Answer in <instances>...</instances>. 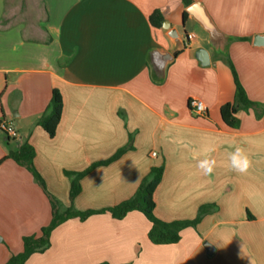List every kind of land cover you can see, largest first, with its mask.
<instances>
[{"label":"crops","instance_id":"obj_1","mask_svg":"<svg viewBox=\"0 0 264 264\" xmlns=\"http://www.w3.org/2000/svg\"><path fill=\"white\" fill-rule=\"evenodd\" d=\"M27 1L23 14L22 0L17 6L0 0V122L17 132L10 139L0 131V161L27 142L47 191L66 208L70 183L64 171L108 159L131 134L132 150L81 180L75 210L104 211L130 199L150 169L162 164L154 192L158 219L192 220L202 205L217 210L182 230L172 245L149 241L151 224L139 211L120 220L108 212L71 219L51 233L44 253L25 264H264V114L239 112L236 129L220 116L235 93L226 58L247 97L264 106V48L252 44L254 36H264V0H192L229 38L223 53L191 17L182 20L181 0ZM154 11L168 30L151 26ZM199 49L208 53L206 66L196 58ZM153 50L178 53L160 82L151 75ZM53 89L63 107L50 138L38 120ZM191 98L206 106L204 116L189 109ZM235 146L253 162L245 174L230 168ZM205 155L216 161L210 176L197 167ZM50 220L48 199L32 175L3 160L0 264L21 253L22 238L39 235Z\"/></svg>","mask_w":264,"mask_h":264},{"label":"trees","instance_id":"obj_2","mask_svg":"<svg viewBox=\"0 0 264 264\" xmlns=\"http://www.w3.org/2000/svg\"><path fill=\"white\" fill-rule=\"evenodd\" d=\"M183 6L186 8L193 1L181 0ZM187 13H182V20L185 21ZM149 22L153 28H161L164 19L159 11H154L149 16ZM249 41V39H242ZM177 52L174 56H177ZM229 65L235 84L234 99L231 103H227L220 107V116L223 123L232 129H236L240 125V120L237 117L239 112L252 110L256 118L262 117L264 114V106L251 101L240 84L237 74L229 61L225 59ZM62 96L58 90L53 89L49 104L38 120V126L50 137L53 138L56 128L60 122L62 114ZM133 136L129 135L128 144L119 148L108 159L92 163L85 170L80 172L64 171V175L69 179V202L70 205L62 208L61 203L52 196L46 189L45 182L40 176L34 165L35 152L31 145L27 142L23 143L17 150L9 151L8 155L0 161L10 159L17 165L25 168L34 178L35 182L46 195L51 208V220L49 224L40 229L39 235L25 236L22 238L23 250L17 255H11L6 264H25L30 256L33 254L44 253L50 247L51 233L64 222L71 219H78L80 221L86 220L88 217L101 212H108L114 219L120 220L124 218L129 212L139 211L150 222L151 227L148 232V239L153 245H172L180 241V233L182 230L193 227L195 228L201 219L217 210L215 205H202L198 208L196 217L192 220H176L172 222H165L155 216V202L154 192L160 184L164 172L163 164L159 167H152L146 177L141 181L135 194L128 200L120 204L108 208L104 211H77L73 207L75 198L81 193V180L98 167L108 166L117 159H119L125 152L132 150ZM8 141V140H7ZM106 264V263H103Z\"/></svg>","mask_w":264,"mask_h":264},{"label":"water","instance_id":"obj_3","mask_svg":"<svg viewBox=\"0 0 264 264\" xmlns=\"http://www.w3.org/2000/svg\"><path fill=\"white\" fill-rule=\"evenodd\" d=\"M185 12L207 33L211 47L217 50V52L223 53L227 48L229 38L216 27L205 6L200 1H194L185 8ZM162 28L168 30L169 24L164 22ZM177 34L176 30L169 31V36L171 38H176ZM252 44L256 47L264 48V36H254ZM196 58L200 61L202 66L208 65V53L205 50L199 49ZM174 59L175 56L168 51H151L149 55V65L152 78L157 82L162 81L167 65L173 62ZM204 246L209 252H212V247H210V245L205 243Z\"/></svg>","mask_w":264,"mask_h":264},{"label":"clouds","instance_id":"obj_4","mask_svg":"<svg viewBox=\"0 0 264 264\" xmlns=\"http://www.w3.org/2000/svg\"><path fill=\"white\" fill-rule=\"evenodd\" d=\"M211 151V148L206 150L208 153ZM198 156V153L194 154V158H197ZM228 159L231 170L239 174L247 173L253 163L245 149L241 146H235L233 151L229 153ZM197 167L204 176H210L216 167V161L205 155L204 158L197 160Z\"/></svg>","mask_w":264,"mask_h":264},{"label":"built area","instance_id":"obj_5","mask_svg":"<svg viewBox=\"0 0 264 264\" xmlns=\"http://www.w3.org/2000/svg\"><path fill=\"white\" fill-rule=\"evenodd\" d=\"M186 38L190 40L192 36L186 35ZM188 107L194 114L198 116H204L207 111V108L203 104V102L195 98H191L188 101ZM0 131H2L6 135V137L10 139H14L17 135L16 129L14 128V126L9 125L4 121L0 122ZM152 156L155 157L156 153H152Z\"/></svg>","mask_w":264,"mask_h":264},{"label":"rangeland","instance_id":"obj_6","mask_svg":"<svg viewBox=\"0 0 264 264\" xmlns=\"http://www.w3.org/2000/svg\"><path fill=\"white\" fill-rule=\"evenodd\" d=\"M20 1L21 0H15L16 6L19 5ZM22 3H23L22 6L24 7L23 8V14H25L26 13L25 7L26 6L28 7V1L27 0H22ZM27 16L29 17V14Z\"/></svg>","mask_w":264,"mask_h":264}]
</instances>
